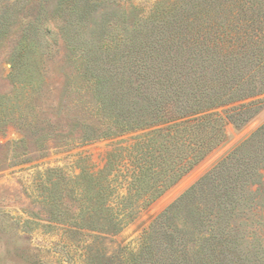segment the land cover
<instances>
[{"label":"rangeland","instance_id":"rangeland-1","mask_svg":"<svg viewBox=\"0 0 264 264\" xmlns=\"http://www.w3.org/2000/svg\"><path fill=\"white\" fill-rule=\"evenodd\" d=\"M194 14L213 15L210 40L217 33L219 47L236 50L238 67L215 83L232 85L243 74L247 85L264 90V0H0L7 119L0 131V264H264V162L245 214L232 221L238 250L207 249L203 261L192 247L197 222L189 208L181 214L187 217L159 229L153 251L144 249L154 221L264 125V94L219 110L225 142L160 199L136 212L111 200L119 231L82 211L78 177L96 175L120 141L137 135L114 136L118 123L108 97L124 92L122 79L131 85L166 51L186 47L165 34L182 30L177 18ZM199 29L210 38L202 32L209 28ZM244 104H251L241 116L247 122L231 118Z\"/></svg>","mask_w":264,"mask_h":264},{"label":"trees","instance_id":"trees-1","mask_svg":"<svg viewBox=\"0 0 264 264\" xmlns=\"http://www.w3.org/2000/svg\"><path fill=\"white\" fill-rule=\"evenodd\" d=\"M213 19V15L196 14L191 19L177 18L176 23L182 30L166 33V39L184 41L186 47L166 51L165 58L152 61L148 74L138 71L139 77L131 85L122 79L119 85L124 92L116 99L108 97V104L115 110L113 118L118 123L114 136L137 135L130 142L120 141L96 175L85 172L78 177L83 181L79 187L86 204L82 211L84 214L86 211L87 218L97 216L119 231L122 225L113 214L111 200L118 197L125 210L132 206L131 212H136L160 199L225 142V121L219 110L264 94V90H258L261 84L249 82L247 85L243 74L236 76L234 86L227 85L226 81L215 83L228 79L229 72L238 63L232 61L236 50L217 45V33L210 40ZM199 25L209 28L208 33L202 32L210 34V38L209 35L201 37ZM229 61L234 67L227 65ZM248 87L253 92L246 93L244 90ZM149 89L153 95L145 93ZM250 105L231 110L230 117L238 116L244 122L246 117L241 116L246 115ZM2 115L0 131L7 124L5 111ZM263 162L264 125L154 221L145 236L144 249L153 251V242L160 239L159 229L167 221L187 217L181 214L189 208L193 222L198 224L192 247L203 261L208 258L207 249L215 255L238 250L231 239L236 231L232 221L245 214L241 208L248 201V193L253 194L251 187L259 182ZM100 211L106 214L100 215ZM180 221L182 227L189 225L186 219Z\"/></svg>","mask_w":264,"mask_h":264}]
</instances>
